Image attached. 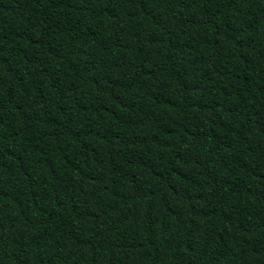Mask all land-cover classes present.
Here are the masks:
<instances>
[{
	"label": "trees",
	"instance_id": "obj_1",
	"mask_svg": "<svg viewBox=\"0 0 264 264\" xmlns=\"http://www.w3.org/2000/svg\"><path fill=\"white\" fill-rule=\"evenodd\" d=\"M0 264H264V0H0Z\"/></svg>",
	"mask_w": 264,
	"mask_h": 264
}]
</instances>
